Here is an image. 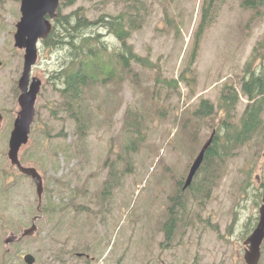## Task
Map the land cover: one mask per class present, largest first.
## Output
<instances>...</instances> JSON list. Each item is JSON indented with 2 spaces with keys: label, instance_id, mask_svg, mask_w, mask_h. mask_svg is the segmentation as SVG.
<instances>
[{
  "label": "rangeland",
  "instance_id": "1",
  "mask_svg": "<svg viewBox=\"0 0 264 264\" xmlns=\"http://www.w3.org/2000/svg\"><path fill=\"white\" fill-rule=\"evenodd\" d=\"M20 3L0 0V114L4 116L0 129V263L8 254L3 241L10 232L28 227L38 206L35 184L13 168L7 156L19 111L17 87L24 62V51L14 45ZM80 6L93 19L137 7L134 18L141 14L138 19L146 15V20L130 42L148 62L131 65L137 79L124 73L117 60L111 59L113 48L120 49V43L104 32L109 45L106 61L116 77L105 88L98 83L87 89L89 129L80 139L75 121L55 104L57 94L51 85L53 73L71 61L70 53L40 44L32 77L43 84L29 141L19 159L41 174L42 202L51 211L44 212L39 221L44 251L37 238L29 245L11 247L9 253L16 259L12 264H24L21 256L25 253L38 254L35 264H89L74 252L94 257L92 264H246L244 241L258 224L264 193V143L254 138L229 155L224 172L201 182L209 186L208 196L202 199L195 189L201 184L195 183L199 176L185 191L174 189L175 182L187 178L197 155L189 148L188 135L182 137L175 118L189 115L202 99L217 106L225 86L239 89L245 63L264 35V7L247 9L241 0H75L69 6L60 5L62 14ZM259 52L262 55L253 64L256 74L264 65V48ZM187 68L189 81L173 88L172 81L180 79ZM153 91L156 96L151 100ZM246 105L242 96L234 122ZM128 109L139 115L144 135L139 149L129 152L130 172L123 134ZM222 116L205 120L201 146ZM108 159L109 163L117 161L114 170L118 173L104 197L111 170ZM216 179L219 184L210 192ZM56 208L62 211L54 212ZM169 213L193 225L165 241L161 229ZM58 221L61 224L56 227ZM260 264H264V243Z\"/></svg>",
  "mask_w": 264,
  "mask_h": 264
},
{
  "label": "trees",
  "instance_id": "2",
  "mask_svg": "<svg viewBox=\"0 0 264 264\" xmlns=\"http://www.w3.org/2000/svg\"><path fill=\"white\" fill-rule=\"evenodd\" d=\"M241 1L242 6L247 9L264 7V0ZM74 3L75 0H65L64 6ZM137 10L136 7V10L131 12H129L130 10L122 11L120 14L106 12L93 19L89 17L88 12L90 11L84 6L75 8L69 14H62L60 9L54 22L53 31L45 41V45L50 48H65L70 53L71 61L65 68L53 73L51 85L58 97L55 104L60 112L69 113L75 121L77 135L80 139L86 137L89 129V105L86 104L87 89L98 83L105 87L109 80L116 77L115 69L106 61V55L109 54V45L104 38L106 35L104 32L113 35L120 43V49L113 48L111 59L117 60L124 73L132 74L133 78L137 79V74L134 73L131 65L134 62L141 64L148 62L135 52L134 46L130 43L133 33L142 29L146 20V15L138 19L142 16L141 14L134 18L135 13L133 12ZM195 43L196 46L199 44L198 35H196ZM259 46L264 48V37L245 66V76L241 81V93L247 98L248 103L238 123L234 122V115L240 97L239 92L232 86H225L222 89L217 106L208 100H201L199 106L187 117L181 115L175 118L176 123L182 129L183 137L185 138L188 135L187 139L192 143L189 148L190 150L192 148L195 154L202 144L201 132L202 125L207 124L205 120L218 114L225 115L218 124L213 144L206 153L205 161L195 183L197 181L199 183L212 181L214 176H218L226 169L227 157L254 138L258 137L264 143V66L260 68L261 71L258 74L254 73L256 70L253 69V64L262 55L259 52ZM193 59L191 56V61ZM188 70L190 69L187 68L181 73L180 79L172 81L173 88H178L183 80L189 81L186 75ZM247 75L248 77H246ZM158 81L159 77L156 82ZM155 96L156 91H153L151 100H154ZM140 120L137 113L130 109L125 111L123 134L127 138L125 149L129 171L131 170L129 152L137 151L144 140L141 130L143 122ZM121 158V156L118 157V159ZM109 160L106 164L110 165V175L114 177L118 173L114 170L117 161L109 163ZM200 175L203 176L202 179ZM181 183V181L178 182L179 185ZM195 189L199 193L203 191V198L208 196V185L204 183L197 184ZM106 194L104 193L105 196ZM171 218L169 234L173 230V223L176 224L184 220L180 215ZM178 224L182 226L181 222Z\"/></svg>",
  "mask_w": 264,
  "mask_h": 264
},
{
  "label": "water",
  "instance_id": "3",
  "mask_svg": "<svg viewBox=\"0 0 264 264\" xmlns=\"http://www.w3.org/2000/svg\"><path fill=\"white\" fill-rule=\"evenodd\" d=\"M59 0H22V19L17 24L15 34V46L25 50L24 69L19 80L21 95L18 103L20 111L14 123V130L9 143V158L12 164L18 166L19 170L32 176L38 185V194L41 197L43 192L42 179L34 168H24L18 161V154L21 146L28 142L30 127L34 121L35 104L41 90L42 82L38 78H30L32 67L38 59L37 44L40 40H46L52 31L50 19H54L58 9ZM2 118L0 117V122ZM212 138L204 145L198 157L194 161L185 187L191 185L192 180L204 160L206 150L211 145ZM31 233V230H29ZM264 241V195L260 208V218L257 227L252 235L245 241L249 247L246 249L244 259L247 264H259L261 257V246ZM8 242V241H7ZM31 256L26 257L29 264L33 263Z\"/></svg>",
  "mask_w": 264,
  "mask_h": 264
},
{
  "label": "flooded vegetation",
  "instance_id": "4",
  "mask_svg": "<svg viewBox=\"0 0 264 264\" xmlns=\"http://www.w3.org/2000/svg\"><path fill=\"white\" fill-rule=\"evenodd\" d=\"M12 235H15V234H12ZM36 237V235H35ZM32 242H34V239L31 238V237H26V238H18L17 240L14 241V244L13 245H22L23 243L26 244V245H29L31 244Z\"/></svg>",
  "mask_w": 264,
  "mask_h": 264
},
{
  "label": "bare ground",
  "instance_id": "5",
  "mask_svg": "<svg viewBox=\"0 0 264 264\" xmlns=\"http://www.w3.org/2000/svg\"><path fill=\"white\" fill-rule=\"evenodd\" d=\"M261 257H262V249H261ZM261 257H260V260H261ZM259 263H260V261H259Z\"/></svg>",
  "mask_w": 264,
  "mask_h": 264
}]
</instances>
